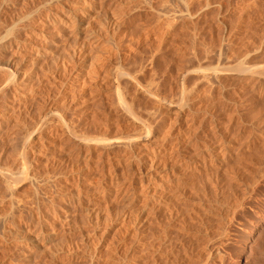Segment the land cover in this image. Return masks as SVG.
<instances>
[{
  "label": "rangeland",
  "instance_id": "obj_1",
  "mask_svg": "<svg viewBox=\"0 0 264 264\" xmlns=\"http://www.w3.org/2000/svg\"><path fill=\"white\" fill-rule=\"evenodd\" d=\"M76 22L94 39L74 54L69 28ZM45 23L54 30L40 32ZM262 39L264 0H0V170H15L11 179H0V264H127L126 256H135L129 261L137 264H204L197 261L202 241L217 230L218 211L226 214L233 199L215 197L207 178L228 187L231 178L249 180L264 172V92L254 95L258 76L250 73L264 70ZM43 51L53 62V55L67 57L56 59L64 63L57 64L62 75L56 69L50 73L56 79L35 73L33 79L42 81L32 79L33 91L25 89L27 96L20 97L21 81L46 61ZM239 61L251 71L241 76L235 69ZM193 67L203 75L196 76ZM11 79L16 81L10 84ZM203 108L220 109L223 127L235 118L240 133L227 130L233 135L230 153L209 174L193 176L175 202L172 193L163 195L175 182L173 164L186 155L188 165L201 164L205 146L221 132ZM180 163L181 179L190 180L192 171ZM257 187L232 228L237 256L206 264H264V181ZM158 199L161 208L151 211ZM139 220L145 224L141 242L131 235ZM169 242L174 247L165 261ZM131 245L136 248L127 255Z\"/></svg>",
  "mask_w": 264,
  "mask_h": 264
},
{
  "label": "bare ground",
  "instance_id": "obj_2",
  "mask_svg": "<svg viewBox=\"0 0 264 264\" xmlns=\"http://www.w3.org/2000/svg\"><path fill=\"white\" fill-rule=\"evenodd\" d=\"M80 1V0H79ZM87 1V0H86ZM98 1V0H97ZM78 2V1H77ZM102 1H100L99 3H101ZM93 3H94V1H93ZM58 4V3H57ZM78 4V3H77ZM103 4V2L101 3V4H99V5H102ZM47 5V4H46ZM80 5V4H79ZM79 5H78V7H76L75 5V8H80L81 7V5H83V4H81L80 5V7H79ZM91 5V4H90ZM98 5V6H99ZM84 6V5H83ZM93 6V5H92ZM114 7V6H113ZM120 7V6H119ZM75 8H73V9H75ZM82 8V7H81ZM36 9V8H35ZM42 9V8H41ZM40 9V10H41ZM51 9V8H50ZM72 9V10H73ZM79 10V9H78ZM116 10V9H115ZM96 11V10H95ZM47 12V11H46ZM105 12V11H104ZM31 13H33V12H31ZM56 13V12H55ZM72 13V12H71ZM68 14H70L69 12H68ZM71 15V14H70ZM67 16V14H66V16L69 18V17H73L74 15H72V16ZM77 15V14H76ZM101 15V14H100ZM104 15V14H103ZM102 15V16H103ZM48 16V15H47ZM92 16H93V14H92ZM98 16V15H97ZM117 16V15H116ZM121 16V15H120ZM34 18H35V15H34ZM74 18V17H73ZM98 18H101V21L103 20L102 19V17H98ZM20 18H18V20H19ZM55 19V18H54ZM53 19V20H54ZM64 19V18H63ZM95 19H97V17L95 18ZM121 19V18H120ZM51 20V19H50ZM57 20V19H56ZM61 20V19H60ZM64 20H66V19H64ZM70 19H68V21H69ZM100 20V19H99ZM67 21V22H68ZM89 20L87 19V22H88ZM55 22V21H54ZM75 22V21H74ZM86 22V23H87ZM115 22V21H114ZM44 23V22H43ZM49 23V22H48ZM57 23V22H56ZM116 23V22H115ZM32 24V23H31ZM50 24V23H49ZM49 24H46L45 23V25H41V26H39V31L41 32V30H43V31H45V33H46V31H52V30H54V29H52V27L50 28V25ZM52 24V23H51ZM54 24V23H53ZM61 24V23H60ZM59 24V25H60ZM62 24H63V22H62ZM82 23H73V24H70V26L72 25V27L71 28H69V29H71V30H69V32L73 35V38H72V41H71V43H72V45H70L71 46V48H73V50L72 51H74V54L75 53H79L81 50H82V48H84L87 44V42L86 41H88V40H92V39H94V37H90L89 35H88V32H91L90 30H88V32L87 31H82V29H81V27L83 28V26L81 25ZM88 24V23H87ZM101 24V23H100ZM113 24V23H112ZM30 25V24H29ZM97 25V24H96ZM122 25V24H121ZM34 26V25H33ZM53 26V25H52ZM64 26V25H63ZM69 26V27H70ZM86 26V25H85ZM94 26V25H93ZM55 27H56V29H57V25L55 24ZM97 27V26H96ZM101 27V26H100ZM138 27V26H137ZM136 27V28H137ZM184 27V26H183ZM189 27V26H188ZM61 29L62 30V27H58V29ZM52 29V30H51ZM84 29V28H83ZM90 29V28H89ZM120 29V28H119ZM23 30V29H22ZM21 30V31H22ZM127 30V29H126ZM143 30V29H142ZM38 31V32H39ZM43 31H42V33H43ZM60 31V30H59ZM152 31V30H151ZM191 31V30H190ZM64 32V31H63ZM15 32H13V34H14ZM64 33H66V32H64ZM140 33V32H139ZM179 33H181V32H179ZM90 34V33H89ZM92 34V33H91ZM177 34V33H176ZM185 34V33H184ZM40 35V34H39ZM188 35V34H187ZM244 35V34H243ZM5 36V35H4ZM134 36V35H133ZM37 37V36H36ZM52 37V36H51ZM54 37V36H53ZM57 37V36H56ZM110 37V36H109ZM113 37V36H112ZM242 37V36H241ZM5 38V37H4ZM13 38V37H12ZM11 38V39H12ZM19 38V37H18ZM45 38V37H44ZM50 38V37H49ZM107 38V37H106ZM132 38V37H131ZM157 38H158V36H157ZM261 38V37H260ZM16 39V38H15ZM23 39V38H22ZM55 39V38H54ZM119 39V38H118ZM129 39V38H128ZM13 40V39H12ZM49 40V39H48ZM113 40V39H112ZM50 41H54L53 40V38L52 39H50ZM129 41V40H128ZM258 41H260L261 42V40H258ZM258 41H257V43H258ZM262 41H264L263 39H262ZM9 42V41H8ZM39 42V41H38ZM49 42V41H48ZM47 42V43H48ZM55 42V41H54ZM131 42V41H130ZM156 42V41H155ZM250 42V41H249ZM254 42H255V40H254ZM15 43V42H14ZM37 43V42H36ZM50 43V42H49ZM107 43V42H106ZM256 43V44H257ZM262 43V42H261ZM110 44V43H109ZM123 44V43H122ZM128 44V43H127ZM263 44V43H262ZM89 45V44H88ZM149 45V44H148ZM49 46V45H48ZM46 47L47 49L49 48V47ZM56 46V45H55ZM73 46V47H72ZM101 46V45H100ZM259 46V45H258ZM257 46V47H258ZM57 47V46H56ZM66 47V46H65ZM87 47V46H86ZM94 47V46H93ZM242 47V46H241ZM8 48V47H7ZM52 47H51V45H50V48L49 49H51ZM53 48H54V53L53 54H55V52H56V50H55V47L53 46ZM62 48V47H61ZM70 48V47H69ZM100 48V47H99ZM57 49V48H56ZM155 49H157V48H155ZM14 50H16V49H14ZM90 50V49H89ZM106 50V49H105ZM57 51H58V49H57ZM71 51V52H72ZM1 52V51H0ZM48 52H49V50H48ZM53 51H50V53H52ZM255 52V51H254ZM259 52V51H258ZM264 52V51H263ZM262 52V53H263ZM7 53V52H6ZM20 53V52H19ZM23 53V52H22ZM43 53V57H44V59L48 62V60L47 59H52V58H48V57H50L51 55H48L47 53H45L44 54V51L42 52ZM57 53V52H56ZM58 53H60L59 51H58ZM62 53V52H61ZM73 53V52H72ZM108 53V52H107ZM159 53V52H158ZM244 53V52H243ZM246 53H247V51H246ZM248 53H250L249 51H248ZM64 54V53H63ZM163 54V53H162ZM56 55H58V54H56ZM60 55V54H59ZM71 55V54H70ZM73 55V54H72ZM144 55V54H143ZM246 55H248V54H246ZM245 55V56H246ZM32 56V55H31ZM35 56V55H34ZM34 56H32V57H34ZM138 56V55H137ZM244 56V55H243ZM242 56V57H243ZM10 57V56H9ZM12 57V56H11ZM46 57V58H45ZM55 57H58V58H55ZM61 58H63V57H65V56H60ZM59 56H54L53 55V59H54V61H56V62H53V60H51L52 62L51 63H46L45 64V62L46 61H41V59H43V58H41L40 59V61H41V63L38 61V59H37V61L39 62H36L35 61V63L37 64H42L43 66L41 67V68H38L39 66L38 65H36L35 63L33 64V65H35V67L37 66V68L39 69V71H37V69H34V70H36L34 73H30V75L28 74V76H25L24 77V80L23 81H21L22 82V85L20 86V87H18V89L20 90L19 92H21V94H20V97H22L21 95H23L22 93H24L25 92V89H26V91H27V89H28V93H29V91L30 92H32L33 91V89H32V85L34 84V83H32L33 81H32V79H33V75L35 74V73H40L42 76H41V78H44V77H46V78H55V77H50L51 75H54L53 73L52 74H50L52 71L55 73V71L53 70V69H56L57 71H60V69H58V67L60 66L59 64L60 63H62V61L60 60V62H58L57 63V60L60 58ZM241 57V56H240ZM36 58V57H35ZM38 58V57H37ZM72 58V57H71ZM79 58V57H78ZM108 58V57H107ZM246 58V57H245ZM249 58V57H248ZM43 59V60H44ZM57 59V60H56ZM64 59V58H63ZM62 59V60H63ZM66 59H67V57H66ZM66 59H64V60H66ZM110 59V58H109ZM0 60H2V59H0ZM22 60V59H21ZM25 60H26V58H25ZM35 60V59H34ZM49 60V61H50ZM63 60V61H64ZM123 60V59H122ZM125 60V59H124ZM222 60V59H221ZM233 60L234 59H232V62H233ZM243 60H246V59H244L243 58ZM248 60V59H247ZM3 61V60H2ZM105 61V60H104ZM224 61V60H223ZM252 61V60H251ZM256 61V60H255ZM5 62V61H4ZM18 62V61H17ZM42 62H44V64L42 63ZM72 62V61H71ZM238 62V61H237ZM241 61H239V63H237V68L235 67V69H237L236 71H238L239 73H241V76H242V74H247V72H250L251 70H249L248 68H245L244 66H243V64H241L240 63ZM254 62V61H253ZM7 63V62H6ZM11 63V62H10ZM30 63V62H29ZM69 63V62H68ZM131 63V62H130ZM136 62H134V64H135ZM245 63H247V62H245ZM255 63V62H254ZM19 64V63H18ZM59 66H58V65ZM62 64H64V63H62ZM66 64V63H65ZM75 64V63H74ZM90 64V63H89ZM123 64V63H122ZM250 64H251V62H250ZM256 64V63H255ZM3 65V64H2ZM51 65V66H50ZM225 65V64H224ZM254 65V64H253ZM257 65V64H256ZM7 66V65H6ZM20 66V65H19ZM62 67H63V65H61ZM60 66V67H61ZM81 66V65H80ZM114 66V65H113ZM116 66V65H115ZM126 66V65H125ZM129 66V65H128ZM127 66V67H128ZM235 66V65H234ZM10 67V66H9ZM34 67V66H33ZM53 67V68H52ZM94 67H96L95 65H94ZM102 67V66H101ZM197 67V66H196ZM195 67V68H196ZM199 67V66H198ZM114 68V67H113ZM199 68H201V67H199ZM210 68V67H209ZM229 68V67H228ZM228 68H227V70H228ZM31 69V68H30ZM32 69V70H33ZM112 69V68H111ZM119 69H121V68H119ZM128 69H129V67H128ZM135 69V68H134ZM186 69H187V67H186ZM222 69V68H221ZM220 69V70H221ZM230 69V68H229ZM235 69H233L232 71H235ZM94 70V69H93ZM136 70V69H135ZM138 70V69H137ZM136 70V71H137ZM149 70V69H148ZM222 70H225V69H222ZM3 71V70H2ZM1 71V72H2ZM61 71H62V68H61ZM61 71H60V74L62 75V73H61ZM126 71V70H125ZM151 71V70H150ZM177 71V70H176ZM186 71V70H185ZM188 71V70H187ZM193 71H194V74L197 76H199L200 74H202L203 73V70H201V69H196V70H194V67H193ZM229 71V70H228ZM259 71H261L262 72V70H259ZM88 72V71H87ZM131 72V71H130ZM148 72V71H147ZM181 72V71H180ZM237 72V73H238ZM261 72H257V71H255V72H250V73H252V74H254V75H257L258 77H256V78H254L255 79V83L253 84L254 85V91H255V93L256 94H254V95H257V96H260L261 97V95H262V93L264 92V80H263V83H262V79L260 80V78H261V75H263L264 76V70H263V72L261 73ZM5 74L7 73V72H4ZM3 73V74H4ZM23 73H24V71H23ZM93 73V72H92ZM103 73V72H102ZM107 73V72H106ZM113 73V72H112ZM129 73V72H128ZM189 73V72H188ZM236 73V74H237ZM249 73V74H250ZM15 74V73H14ZM25 74H26V72H25ZM56 74H57V72H56ZM59 74V73H58ZM57 74V75H58ZM91 74V73H90ZM120 74V73H119ZM131 74V73H130ZM144 74V73H143ZM11 75V74H10ZM36 75V74H35ZM56 75V76H57ZM122 75V74H121ZM124 75V74H123ZM179 75V74H178ZM189 75V74H188ZM191 75V74H190ZM189 75V76H190ZM203 75V74H202ZM16 76V75H15ZM24 76V75H23ZM118 76V75H117ZM142 76V75H141ZM186 76V75H185ZM184 76V77H185ZM189 76H186V77H189ZM260 76V77H259ZM0 77H1V75H0ZM9 77V76H8ZM36 78L38 77L37 75L35 76ZM107 77V76H106ZM121 77V76H120ZM194 77V76H193ZM200 77V76H199ZM203 77V76H202ZM218 77V76H217ZM251 77V76H250ZM255 77V76H254ZM7 78V77H6ZM13 78H14V76H13ZM36 78L35 79H33V80H36ZM39 78H40V76H39ZM84 78V77H83ZM91 78V77H90ZM124 78V77H123ZM138 78V77H137ZM191 78V77H190ZM213 78V77H212ZM216 78V77H215ZM248 78V77H247ZM252 78V77H251ZM263 78V77H262ZM2 79V78H1ZM56 79V78H55ZM55 79H54V82L52 83V86H54V87H56V85H58V84H56V82H55ZM60 79V78H59ZM122 79V78H121ZM205 79V78H204ZM222 79V78H221ZM236 79V78H235ZM240 79V78H239ZM12 80V81H11ZM10 80V84L11 83H13V82H15L14 81V79H11ZM39 79H37L36 81H37V83L41 80H39ZM47 81H48V79H46ZM46 80H44V81H46ZM83 80V79H82ZM85 80V79H84ZM90 80H92V79H90ZM128 80V79H127ZM138 80V79H137ZM185 80V79H184ZM252 80H253V78H252ZM2 81H4V80H2ZM20 81V80H19ZM32 81V82H31ZM42 81V80H41ZM43 81V82H44ZM53 81V80H52ZM103 81V80H102ZM147 81V80H146ZM210 81V80H209ZM30 82H31V86L32 87H30ZM51 82V81H50ZM85 82V81H84ZM127 82V81H126ZM125 82V83H126ZM193 82V81H192ZM224 82V81H223ZM231 82V81H230ZM233 82V81H232ZM235 82V81H234ZM1 83V82H0ZM36 83V84H37ZM40 83V82H39ZM194 83V82H193ZM212 83V82H211ZM227 82H225V83H223V84H226ZM235 83H237V81L235 82ZM248 83V82H247ZM19 84V83H18ZM21 84V83H20ZM61 84V83H60ZM85 84V83H84ZM126 84H128V83H126ZM148 84V83H147ZM188 84V83H187ZM222 84V83H221ZM251 84H252V82H251ZM13 85V84H12ZM16 85V84H15ZM42 85H44V84H42ZM82 85V84H81ZM233 85V84H232ZM252 85V86H253ZM17 86H19V85H17ZM35 86V85H34ZM63 86V85H62ZM107 86V85H106ZM151 86V85H150ZM154 86V85H153ZM219 86V85H218ZM226 86V85H225ZM48 87H50V85L48 86ZM85 87V86H84ZM98 87V86H97ZM125 87V86H124ZM188 87V86H187ZM227 87V86H226ZM248 87V86H247ZM12 88V87H11ZM29 88H31L32 90H29ZM40 88V87H39ZM144 88H145V86H144ZM151 88V87H150ZM211 88V87H210ZM233 88V87H232ZM237 88V87H236ZM7 89V88H6ZM14 89V88H13ZM42 89V88H41ZM50 90L49 88H47L46 87V89H43V90ZM248 89V88H247ZM53 91L55 90V88L54 89H52ZM52 90H51V92H52ZM209 90V89H208ZM14 91V90H13ZM57 91V90H56ZM190 91V90H189ZM206 91V90H205ZM242 91V90H241ZM249 91H252V90H249ZM248 91V92H249ZM40 92V91H39ZM48 92V91H47ZM92 92V91H91ZM216 92V91H215ZM248 92H247V94H248ZM253 92V91H252ZM26 93V92H25ZM24 93V94H25ZM27 93V94H28ZM36 93V92H35ZM41 93V92H40ZM210 93V92H209ZM218 93H219V91H218ZM238 93H240V91H238ZM238 93H236V94H238ZM251 93V92H250ZM13 94V93H12ZM18 94V93H17ZM29 94H31V93H29ZM45 94V93H44ZM47 94V93H46ZM58 94V93H57ZM79 94V93H78ZM189 94V93H188ZM212 94V93H211ZM241 94V93H240ZM253 94V93H252ZM252 94H250V95H252ZM261 94V95H260ZM2 95V94H1ZM13 95H15V94H13ZM13 95H12V97H13ZM19 95V94H18ZM119 95V94H118ZM186 95V94H185ZM209 95V94H208ZM249 95V94H248ZM8 96V95H7ZM17 96V95H16ZM24 96V95H23ZM27 96V95H26ZM26 96H24V97H26ZM45 96V95H44ZM53 96V95H52ZM246 96V95H245ZM253 96V95H252ZM1 97H4V96H1ZM19 97V96H18ZM98 97V96H97ZM185 97V96H184ZM188 97V96H187ZM102 98V97H101ZM119 98V97H118ZM7 99V98H6ZM14 99V98H13ZM18 99H21V98H18ZM17 99V100H18ZM23 99H25V98H23ZM22 99V100H23ZM32 99V98H31ZM115 99V98H114ZM186 99V98H185ZM185 99H184V101H185ZM188 99V98H187ZM239 99V98H238ZM246 99V98H245ZM256 99V98H255ZM3 100V99H2ZM12 100V99H11ZM21 100V101H22ZM125 100V99H124ZM1 101V100H0ZM14 101H15V99H14ZM119 101L122 103V100L119 98ZM230 101V100H229ZM243 101V100H242ZM245 101V100H244ZM13 102V101H12ZM24 102V101H23ZM50 102V101H49ZM232 102V101H231ZM39 103V102H38ZM117 103V102H116ZM116 103H114V104H116ZM129 103V102H128ZM246 103V102H245ZM67 104V103H66ZM69 104V103H68ZM113 104V103H112ZM25 105V104H24ZM65 105V104H64ZM131 105V104H130ZM129 105V106H130ZM250 105V104H249ZM17 107V106H16ZM15 107V108H16ZM28 107V106H27ZM44 107V106H43ZM42 107V108H43ZM52 107H55V106H52ZM115 107V106H114ZM131 107V106H130ZM242 107V106H241ZM252 107V106H251ZM7 108V107H6ZM22 108V107H21ZM76 108V107H75ZM102 108V107H101ZM116 108H118L117 106H116ZM205 109H206V107H204ZM203 108V110H205ZM237 108V107H236ZM247 108H249V107H247ZM3 109V108H2ZM23 109V108H22ZM110 109V108H109ZM244 109V108H243ZM245 109H246V105H245ZM24 111H25V109H23ZM56 110H57V108H56ZM139 110V109H138ZM247 110V109H246ZM137 111V110H136ZM135 111V112H136ZM206 112H205V114H204V116H206V115H210V116H212V118L211 117H208V118H210L211 119V121H210V123L212 122V124H213V126H212V128H215V129H218V131H221V132H218L217 133V136H216V134H215V136H214V141L212 142V143H210V141L208 142V143H210L209 145L207 144L205 147V153L203 152V158L201 159V161H199L201 164H199V165H188V162L189 161H191L190 159V157H191V155L189 156V155H186V154H184V155H186V156H184V158H182V160L181 161H177V162H175L174 164H173V167H172V171H173V173H171L170 174V178L172 179V181H175L174 182V184H173V186L170 188V189H167L168 191L166 192V193H164L163 195H171V193H172V195L170 196V198L171 199H173V201H175L176 202V200H179V198L182 196V195H184V193L190 188V184H188V183H190V181H191V179L192 178H195V177H193V176H196V174H198L199 172H201L202 170H203V172H206L207 174H209L208 173V170H214L211 166H214V163L216 162V161H222V159H224L225 158V156L227 155V154H229L230 152H229V149H228V145H227V143L229 142L228 141V139L230 138V137H232L233 135H228L227 134V130H230L231 128H236L237 129V131L236 132H234V135L236 134V133H240V130H238V127L237 126H239V124L237 125L236 124V119L235 118H230V119H228L229 121H228V125H226L225 127H223V123H222V121L220 122L218 119L219 118H217L218 117V115H219V111H220V109H219V111L218 110H216V109H214V108H209L208 110H205ZM13 113H15V112H13ZM105 114V113H104ZM24 115V114H23ZM139 115V114H138ZM197 115V114H196ZM238 115V114H237ZM50 116V115H49ZM53 116V115H52ZM80 116V115H79ZM220 116V115H219ZM10 117V116H9ZM51 117V116H50ZM196 117V116H195ZM203 117V116H202ZM14 118V117H13ZM194 118V117H193ZM226 118V117H225ZM37 119H39L38 117H37ZM194 119H197V118H194ZM193 119V120H194ZM202 120V119H201ZM200 120V121H201ZM9 121V120H8ZM7 121V122H8ZM205 121V120H204ZM208 121V122H209ZM239 121V120H238ZM17 122V121H16ZM15 122V123H16ZM25 123H26V121H24ZM49 122V121H48ZM192 122V121H191ZM37 123V122H36ZM38 123H39V121H38ZM150 123V122H149ZM191 124V123H190ZM211 124V125H212ZM227 124V123H226ZM16 126H17V124H15ZM20 125V124H19ZM18 125V126H19ZM23 125V124H22ZM21 125V126H22ZM29 125V124H28ZM194 125V124H193ZM237 125V126H236ZM15 126V127H16ZM236 126V127H235ZM5 127V126H4ZM29 127V126H28ZM31 127V126H30ZM72 127V126H71ZM74 127V126H73ZM192 127V126H191ZM239 127H241V126H239ZM106 128V127H105ZM1 129V128H0ZM13 129V128H12ZM15 129V128H14ZM21 129V128H20ZM240 129V128H239ZM6 130V129H5ZM121 130V129H120ZM57 131V130H56ZM65 131V130H64ZM71 131V130H70ZM110 131V130H109ZM192 131V130H191ZM235 131V130H234ZM24 132V131H23ZM73 132V131H72ZM117 132V131H116ZM15 133V132H14ZM192 133V132H191ZM216 133V132H215ZM8 134V133H7ZM19 134V133H18ZM76 134V133H75ZM80 134H82V132L80 133ZM94 134V133H93ZM133 134V133H132ZM143 134V133H142ZM233 134V133H232ZM14 135V134H13ZM78 135V134H77ZM89 135V134H88ZM113 135V134H112ZM7 136V135H6ZM12 136V135H11ZM15 136V135H14ZM19 136V135H18ZM26 136V135H25ZM110 136V135H109ZM125 136V135H124ZM123 136V137H124ZM127 136V135H126ZM133 136H135V135H133ZM253 136H255V135H253ZM30 137V136H29ZM61 137V136H60ZM75 137H77V138H79V136H75ZM91 137H92V135H91ZM97 137V136H96ZM99 137V136H98ZM104 137V136H103ZM122 137V136H121ZM161 137V136H160ZM257 137V136H256ZM14 139L16 138V137H13ZM89 138V137H88ZM109 138V137H108ZM255 138V137H254ZM259 138V137H258ZM264 138V137H263ZM19 139V138H18ZM28 139V138H27ZM80 139V138H79ZM83 139H84V137H83ZM165 139V138H164ZM196 139V138H195ZM246 139V138H245ZM253 139V138H252ZM262 139V138H261ZM23 140H24V138H23ZM23 140H22V145H23ZM81 140H82V138H81ZM86 140V139H85ZM109 140V139H108ZM129 140V139H128ZM247 140V139H246ZM254 140V139H253ZM15 141V140H14ZM54 141V140H53ZM112 141V140H111ZM259 141V140H258ZM263 141V140H262ZM262 141L260 142V143H262ZM4 142V141H3ZM13 142V141H12ZM16 142V141H15ZM109 142V141H108ZM120 142H122V141H120ZM119 142V143H120ZM27 143V142H26ZM116 143V142H115ZM118 143V144H119ZM128 143V142H127ZM126 143V144H127ZM8 144H10V143H8ZM15 144V143H14ZM30 144H32V143H30ZM77 144V143H76ZM81 144V143H80ZM121 144V143H120ZM160 144H161V142H160ZM263 144H264V141H263ZM262 144V145H263ZM18 145V144H17ZM114 145V144H113ZM123 145V144H122ZM122 145H120L121 147H122ZM125 145V144H124ZM128 145V144H127ZM13 146V145H12ZM106 146V145H105ZM134 146V145H133ZM214 146V147H213ZM16 148H17V146H15ZM21 147V146H20ZM85 147H87V146H85ZM101 147V146H100ZM103 147V146H102ZM187 147V146H186ZM262 147V146H261ZM9 148H10V146H9ZM14 148V147H13ZM25 148V147H24ZM8 149V148H7ZM70 149V148H69ZM107 149V148H106ZM111 149V148H110ZM121 149V148H120ZM200 149V148H199ZM16 150V149H15ZM91 150V149H90ZM93 150V149H92ZM132 150V149H131ZM201 150V149H200ZM203 150V149H202ZM201 150V151H202ZM16 151H18V150H16ZM15 151V152H16ZM103 151V150H102ZM122 151V150H121ZM147 152V151H146ZM150 152V151H149ZM179 152V151H178ZM188 152H190V151H188ZM23 153H25V150H24V152ZM148 153V152H147ZM153 153V152H152ZM170 153H171V151H170ZM195 153V152H194ZM197 153V152H196ZM196 153H195V155H196ZM5 154V153H4ZM43 154V153H42ZM155 154V153H154ZM179 154V153H178ZM7 155V154H6ZM9 155V154H8ZM14 155H16V154H14ZM101 155V154H100ZM132 155V154H131ZM146 155V154H145ZM153 155V154H152ZM171 155V154H170ZM177 155V154H176ZM197 155H199L198 153H197ZM196 155V156H197ZM12 156V155H11ZM25 156H26V153H25ZM98 156V155H97ZM96 156V157H97ZM122 156V155H121ZM134 156V155H133ZM150 156V155H149ZM175 156V155H174ZM192 156H194V154L192 155ZM6 157V156H5ZM99 157V156H98ZM117 157H118V155H117ZM131 157V156H130ZM136 157V156H135ZM180 157V156H179ZM183 157V156H182ZM13 158V157H12ZM24 158V157H23ZM26 158V157H25ZM24 158V159H25ZM28 158V157H27ZM64 158V157H63ZM108 158V157H107ZM142 158V157H141ZM144 158V157H143ZM174 158V157H173ZM177 158H178V155H177ZM193 158V157H192ZM200 158V157H199ZM7 159V158H6ZM5 159V160H6ZM119 159V158H118ZM124 159V158H123ZM128 159V158H127ZM131 159V158H130ZM146 159H147V157H146ZM146 159L144 160V161H146ZM196 159H198L197 157H196ZM0 160H1V158H0ZM30 160V159H29ZM175 160H177V159H175ZM174 160V161H175ZM193 160V159H192ZM28 161V160H27ZM98 161V160H97ZM124 161V160H123ZM185 162L184 163V165H186V171H188V173L189 172H191V174H190V177H189V179L190 180H186V179H181V172L183 171V169L182 170H179V169H181V163L180 162ZM196 161V160H195ZM1 162H3V159H2V161ZM0 162V163H1ZM130 162V161H129ZM149 162V161H148ZM157 162V161H156ZM155 162V163H156ZM199 162H197V163H199ZM219 162H217V163H219ZM142 163V162H141ZM193 163V162H192ZM221 163V162H220ZM27 164V163H26ZM29 164V163H28ZM96 164V163H95ZM110 164V163H109ZM149 164V163H148ZM151 164H152V160H151ZM158 164V163H157ZM183 164V163H182ZM194 164V163H193ZM129 165V164H128ZM150 165V164H149ZM217 165V164H216ZM6 166V165H5ZM17 166H19V165H17ZM72 166V165H71ZM84 166H85V164H84ZM96 166V165H95ZM151 166V165H150ZM0 167H4V165L2 166V165H0ZM7 167V166H6ZM87 167V166H86ZM94 167V166H93ZM152 167V166H151ZM80 168V167H79ZM130 168V167H129ZM148 168H149V166H148ZM185 168H184V172H185ZM8 169H10V168H8ZM77 169V168H76ZM98 169V168H97ZM102 169V168H101ZM109 169V168H108ZM149 169H151V168H149ZM79 170V169H78ZM263 170H264V168H263ZM70 171V170H69ZM75 171V170H74ZM115 171V170H114ZM148 171V170H147ZM218 171V170H217ZM12 172H13V170H12ZM14 172H15V170H14ZM14 172L13 173H11L10 171H7V170H3L2 168H1V170H0V179H1V177L3 176L4 178H6V180L5 179H3V181L5 180V181H7L8 179L7 178H9V179H11L12 178V176L13 175H15L14 174ZM28 172V171H27ZM215 172H216V170H215ZM110 173V172H109ZM138 173V172H137ZM152 173V172H151ZM187 173V174H188ZM144 174V173H143ZM36 175V174H35ZM264 172H263V174H260V172H259V174H257L256 176H254L253 178H251V179H249V180H240V178L239 177H235V178H231L230 180H228L226 183H228V187H227V185H221V186H219L218 185V183H216L215 181H213L212 182V176H210L209 175V177L207 178V183L208 184H212V191H214V196L216 197L217 196V194H219L220 195V197L221 196H228V198H233V199H231V201L230 202H227V207H228V205L229 206H231L232 207V209H228L227 208V210H226V214H221V213H219V211H218V214H217V216H218V220H217V222H218V228H217V230L213 233V234H206L205 235V239L202 241V244H201V248H202V251H199L198 252V259H197V261H199V262H204V264H206L208 261H213L214 259L215 260H217V261H219V262H224V261H226L227 260V258L228 257H230V258H232V257H234L235 255H236V252H235V244L237 243L236 241V243L234 244V242H233V237H235V235H234V233L232 232V228L233 227H235V223H236V219H238V216L240 215L241 216V214H240V212H241V210H242V208L246 205V203L249 201V200H251V199H253V197H255L257 194H258V187L257 186H259L260 184H261V181L263 180L264 181ZM93 176V175H92ZM149 176V175H148ZM139 177V176H138ZM151 177V176H150ZM96 178V177H95ZM28 179V178H27ZM34 179V178H33ZM141 179V178H140ZM124 180V179H123ZM144 180V179H143ZM142 180V181H143ZM126 181V180H125ZM87 182V181H86ZM107 182V181H106ZM193 182V181H192ZM260 183V184H259ZM263 183V182H262ZM234 184V185H233ZM143 185V184H142ZM148 185V184H147ZM60 186V185H59ZM118 186V185H117ZM107 188V187H106ZM143 188V187H142ZM152 188V187H151ZM161 189V188H160ZM148 190V189H147ZM95 191V190H94ZM104 191V190H103ZM139 191V190H138ZM117 192V191H116ZM155 193V192H154ZM163 193V191H160V194H162ZM88 194V193H87ZM86 195V194H85ZM148 195V194H147ZM149 195H150V193H149ZM148 195V196H149ZM152 195V194H151ZM154 195H156V194H154ZM91 196V195H90ZM157 196V195H156ZM145 197V196H144ZM115 199V198H114ZM149 200V199H148ZM152 200V199H151ZM132 201V200H131ZM100 202V201H99ZM219 202H221V201H219ZM224 205V204H223ZM81 207V206H80ZM153 207V208H152ZM152 207L150 208L151 209V211H154V210H158V209H160L161 208V201H159V199L158 200H155V202H153L152 203ZM62 208V207H61ZM90 208V207H89ZM92 208H94V207H92ZM232 210V211H231ZM223 211V210H222ZM107 212V211H106ZM243 212V211H242ZM86 213V212H85ZM115 213H116V211H115ZM120 214V213H119ZM89 215V214H88ZM86 216V215H85ZM239 216V217H240ZM69 217V216H68ZM81 220H82V218H80ZM240 219V218H239ZM128 220V219H127ZM220 220V221H219ZM83 221V220H82ZM122 221V220H121ZM122 223V222H121ZM130 223V222H129ZM237 223H238V221H237ZM82 224V223H81ZM84 224V223H83ZM78 225V224H77ZM136 229H135V231L131 234V235H133V239L134 240H137V242L139 241V242H141L142 241V239H144L146 236H145V230H144V227H145V224L143 223V222H140V220L139 221H137V224H136ZM125 228V227H124ZM121 229V228H120ZM121 233V232H120ZM128 233V232H127ZM37 235V234H36ZM36 235L34 236V238L36 239ZM20 236H23V235H20ZM25 236V235H24ZM27 238H24V239H28L29 237L28 236H26ZM23 238V237H22ZM33 238V239H34ZM132 238V237H131ZM141 240V241H140ZM157 240H159V239H157ZM231 240V241H230ZM24 241V240H23ZM27 241V240H26ZM238 241H240V240H238ZM28 242V241H27ZM131 242V241H130ZM136 242V243H137ZM162 242V241H161ZM159 244V243H158ZM169 244H171L170 246L172 247H169V251H167V252H165V255H164V257H163V260H165V261H167V256H169V254L171 253V251H172V249H173V243H171V242H169ZM162 244L160 243V245L159 246H161ZM168 245V243L166 244V246ZM128 246V245H127ZM158 246V245H157ZM158 246V247H159ZM164 246V245H163ZM136 248V246H134V245H131V246H129L128 248H127V250L125 251L126 253H127V255H132V252H133V250ZM167 249V248H166ZM163 250H165V248L163 249ZM171 250V251H170ZM43 252H44V250H43ZM29 255V254H28ZM160 255V254H159ZM32 256V255H31ZM237 256V255H236ZM27 257V256H26ZM134 258L135 256H126V259L129 261L131 258ZM142 257V256H141ZM140 257V259H142ZM159 257L160 256H158V259H157V257H156V260H159ZM33 258V257H32ZM136 258H138V256L136 257ZM144 258V257H143ZM148 258H149V256H148ZM152 258V257H151ZM155 258V257H154ZM153 258V259H154ZM235 258H237V257H235ZM28 259V258H27ZM30 259V258H29ZM139 259V258H138ZM43 260V259H42ZM137 260V259H136ZM134 261V259H133V262L132 261H129L130 262V264H137V263H139V261L137 260V261ZM143 260V259H142ZM127 261V264H129V262ZM144 261V260H143ZM39 262V261H38ZM153 262V261H152ZM155 262V261H154ZM37 263V262H36ZM144 263V262H143ZM125 264H126V262H125ZM148 264V263H147Z\"/></svg>",
  "mask_w": 264,
  "mask_h": 264
}]
</instances>
